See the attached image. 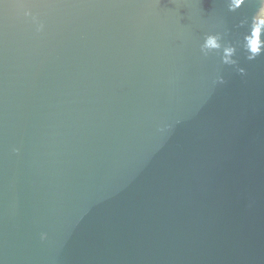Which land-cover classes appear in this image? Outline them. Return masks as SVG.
Segmentation results:
<instances>
[{
  "label": "water",
  "instance_id": "water-1",
  "mask_svg": "<svg viewBox=\"0 0 264 264\" xmlns=\"http://www.w3.org/2000/svg\"><path fill=\"white\" fill-rule=\"evenodd\" d=\"M261 3L0 0V264H264Z\"/></svg>",
  "mask_w": 264,
  "mask_h": 264
},
{
  "label": "clouds",
  "instance_id": "clouds-1",
  "mask_svg": "<svg viewBox=\"0 0 264 264\" xmlns=\"http://www.w3.org/2000/svg\"><path fill=\"white\" fill-rule=\"evenodd\" d=\"M28 14H29L28 12H25V15H28ZM253 24H254V29H255L256 25L264 24V0H262L260 8L258 9V11L255 14ZM250 43H251V50H252V53H253V56H254V55L258 54L259 51H260V48H259L258 43H257L255 30L253 32V37H252ZM208 44L210 46L212 44V41L209 40ZM42 238H43V234H42Z\"/></svg>",
  "mask_w": 264,
  "mask_h": 264
}]
</instances>
